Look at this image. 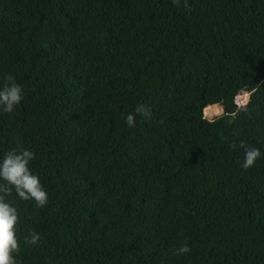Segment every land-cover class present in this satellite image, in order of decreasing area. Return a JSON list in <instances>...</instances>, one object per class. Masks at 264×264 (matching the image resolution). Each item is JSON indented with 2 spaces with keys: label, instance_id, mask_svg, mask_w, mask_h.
<instances>
[{
  "label": "trees",
  "instance_id": "1",
  "mask_svg": "<svg viewBox=\"0 0 264 264\" xmlns=\"http://www.w3.org/2000/svg\"><path fill=\"white\" fill-rule=\"evenodd\" d=\"M187 5L0 0V89L24 91L0 112V160L33 151L49 196L8 197L21 264H264V0Z\"/></svg>",
  "mask_w": 264,
  "mask_h": 264
},
{
  "label": "clouds",
  "instance_id": "2",
  "mask_svg": "<svg viewBox=\"0 0 264 264\" xmlns=\"http://www.w3.org/2000/svg\"><path fill=\"white\" fill-rule=\"evenodd\" d=\"M177 3L178 0H173ZM185 7H188L185 0ZM9 82L0 89V112L12 114L24 99V91L20 84L11 76L6 77ZM243 110H246V106ZM135 113L144 117L149 116V109L140 104L135 108ZM125 123L130 128H135V116L128 114ZM231 148L244 150L242 167L248 169L255 166L262 154L259 148L248 146L243 140L237 144L233 142ZM36 159L33 151L29 149H10L0 160V264H21L17 259L21 252V238L17 233L20 224L18 209L8 202L13 192L23 201H34L37 207H45L49 196L40 178L30 168V162ZM41 236L38 232L29 230L23 236V244L35 246L40 243ZM192 252L189 244L172 249V254L181 256Z\"/></svg>",
  "mask_w": 264,
  "mask_h": 264
},
{
  "label": "built area",
  "instance_id": "3",
  "mask_svg": "<svg viewBox=\"0 0 264 264\" xmlns=\"http://www.w3.org/2000/svg\"><path fill=\"white\" fill-rule=\"evenodd\" d=\"M249 99V92L242 90L239 93H237L234 97V102L237 104V106H241L245 104Z\"/></svg>",
  "mask_w": 264,
  "mask_h": 264
},
{
  "label": "bare ground",
  "instance_id": "4",
  "mask_svg": "<svg viewBox=\"0 0 264 264\" xmlns=\"http://www.w3.org/2000/svg\"><path fill=\"white\" fill-rule=\"evenodd\" d=\"M218 112H220V110H219L218 108H216V105L211 106V107L208 109V111H207V113H208L209 115H211V116L216 115ZM213 117H214V116H213Z\"/></svg>",
  "mask_w": 264,
  "mask_h": 264
},
{
  "label": "water",
  "instance_id": "5",
  "mask_svg": "<svg viewBox=\"0 0 264 264\" xmlns=\"http://www.w3.org/2000/svg\"><path fill=\"white\" fill-rule=\"evenodd\" d=\"M215 105H216V108L220 110V112H218L217 114L225 113V107L223 106V104H215Z\"/></svg>",
  "mask_w": 264,
  "mask_h": 264
},
{
  "label": "rangeland",
  "instance_id": "6",
  "mask_svg": "<svg viewBox=\"0 0 264 264\" xmlns=\"http://www.w3.org/2000/svg\"><path fill=\"white\" fill-rule=\"evenodd\" d=\"M203 114H204V112H203ZM205 114H206V115H205ZM205 114H204V116L207 117V118H209V119L213 118V116L215 117L216 115H219V114H216V115L211 116V115H209V114L206 113V112H205Z\"/></svg>",
  "mask_w": 264,
  "mask_h": 264
}]
</instances>
